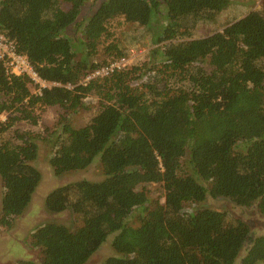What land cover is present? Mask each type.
<instances>
[{"label":"trees","instance_id":"1","mask_svg":"<svg viewBox=\"0 0 264 264\" xmlns=\"http://www.w3.org/2000/svg\"><path fill=\"white\" fill-rule=\"evenodd\" d=\"M87 2L0 0V33L43 80L59 83L37 94L0 60V114L7 115L0 137L13 132L0 141L1 225L26 211L42 179L33 164L38 138H55L56 176L96 160L104 175L47 195L46 210L71 211L76 226L44 223L30 241L39 260L16 264H85L110 235L116 255L101 264H264V236L252 238L243 220L209 208L185 211L210 196L256 206L264 217V0L262 9L192 42L185 40L196 25L216 21L234 0H104L79 22ZM118 17L149 33L153 59L83 83L108 63L94 57ZM114 49L112 59L126 57L114 43L105 51ZM147 72L154 80L134 86ZM89 96L99 99L98 113L72 126ZM43 107L63 110L57 130L15 128L36 126ZM143 183L162 184L164 201H151L138 189ZM138 211L139 225L130 226Z\"/></svg>","mask_w":264,"mask_h":264},{"label":"rangeland","instance_id":"2","mask_svg":"<svg viewBox=\"0 0 264 264\" xmlns=\"http://www.w3.org/2000/svg\"><path fill=\"white\" fill-rule=\"evenodd\" d=\"M97 0H88L87 5L93 7ZM249 9H262L261 0H234L233 7L227 9L222 15L213 22L200 23L193 29L191 38L185 41H194L203 39L215 32L221 31L224 26L232 20L242 17L247 14ZM89 9L82 10L78 21L82 22L90 16ZM108 32L100 39L98 45V53L95 55V61L104 62L117 55L116 49L111 51V56L105 51L111 43L117 46L118 51L125 54L129 61L128 67L141 65L142 63H150L153 59L151 50L154 46L151 44V38L141 26L126 22L124 17H118L107 23ZM74 27L69 30L73 34ZM149 66V64H148ZM154 80V74L147 72L139 80L133 82L134 86L141 87L142 84ZM37 91V87L33 89ZM85 108L76 113L70 119V124L75 127L87 124L99 110V99L94 96H89L84 99ZM63 110L60 107H43L37 110L39 121L36 126L26 122L18 123L15 128L21 130H32L34 133L45 135L47 128L57 130L59 127L60 113ZM6 114H0V120H6ZM4 120V121H5ZM13 132L7 131L0 141L11 139ZM39 147V154L36 161L33 163L39 169L42 179L37 187L31 203L26 211L19 217H15L11 226L7 227L0 223V264H16L23 260H39L40 250L30 246L31 235L35 230L47 222H58L66 224L69 227L76 226L77 216L71 211H65L59 214H53L46 210L45 199L55 189L78 182L81 180L101 181L104 175L101 170L99 160L92 163L87 169L66 173L60 176L54 174L50 165V158L54 150L55 138L50 141H43L41 138L35 140ZM139 190H145L151 201H164L165 191L162 184L159 183H143L138 185ZM3 185L0 178V219H1V200H2ZM209 208L217 211L226 212L230 217L238 218L248 224L252 238L264 236V217L258 212L256 206L241 207L234 204L226 198L208 197L200 204H190L185 207V211H194L196 209ZM141 212H134L128 219L130 226H138L140 223ZM114 235H110L106 242L89 258L85 264H101L105 259L115 256L116 253L112 248V239ZM245 251L243 252V254ZM242 256V255H241ZM263 264V263H261Z\"/></svg>","mask_w":264,"mask_h":264},{"label":"built area","instance_id":"3","mask_svg":"<svg viewBox=\"0 0 264 264\" xmlns=\"http://www.w3.org/2000/svg\"><path fill=\"white\" fill-rule=\"evenodd\" d=\"M0 60L3 62L8 75L28 77L37 86V91L35 92L37 94H41L43 88L59 85V83L43 80L29 61L27 55L17 52L15 43L1 33ZM128 64L129 61L126 57L110 59L107 64L90 72L85 77L83 83H87L91 79L107 77L114 72L124 70L128 68ZM67 87L72 88L71 85H67Z\"/></svg>","mask_w":264,"mask_h":264},{"label":"flooded vegetation","instance_id":"4","mask_svg":"<svg viewBox=\"0 0 264 264\" xmlns=\"http://www.w3.org/2000/svg\"><path fill=\"white\" fill-rule=\"evenodd\" d=\"M103 1H104V0H97L96 5H94L93 7H92V6L89 7V6L87 5V3H86V4L83 6L82 10L89 9L90 13L93 14V13L97 10V8L100 6V4H101Z\"/></svg>","mask_w":264,"mask_h":264}]
</instances>
